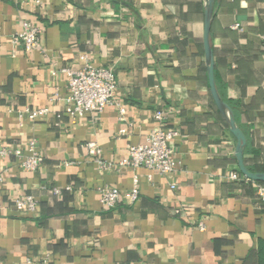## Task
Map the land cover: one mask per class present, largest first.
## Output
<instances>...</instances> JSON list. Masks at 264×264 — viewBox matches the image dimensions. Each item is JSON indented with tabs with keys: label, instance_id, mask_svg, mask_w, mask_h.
I'll return each instance as SVG.
<instances>
[{
	"label": "crops",
	"instance_id": "crops-1",
	"mask_svg": "<svg viewBox=\"0 0 264 264\" xmlns=\"http://www.w3.org/2000/svg\"><path fill=\"white\" fill-rule=\"evenodd\" d=\"M24 21L40 28V49L13 44ZM203 21L204 0H0V147L26 155L35 140L43 158L26 171L0 157V264H264L257 181L227 176L242 174L236 139L209 91ZM263 36V0H214L216 89L245 135L246 168L264 173ZM81 54L114 72L126 122L114 105L74 122L55 117L65 108L62 69L82 67ZM26 107L51 112L30 120L18 114ZM160 125L178 132L170 143L176 171L120 166ZM88 142L109 168L91 159ZM133 176L139 195L131 203ZM103 185L121 195L116 207H102ZM28 194L36 211L16 210L15 198Z\"/></svg>",
	"mask_w": 264,
	"mask_h": 264
},
{
	"label": "built area",
	"instance_id": "built-area-1",
	"mask_svg": "<svg viewBox=\"0 0 264 264\" xmlns=\"http://www.w3.org/2000/svg\"><path fill=\"white\" fill-rule=\"evenodd\" d=\"M40 28L33 22L24 21L22 29L12 37L13 44H19L25 53L40 49ZM264 41V36H263ZM83 66L80 68L66 67L62 72L66 76V95L62 98L65 108L62 112L55 113L56 118H60L62 114H66L74 122L85 116L87 113H101L107 106L114 105L118 110V118L120 122H126L124 106L114 100L115 90V74L106 67L93 66L86 54L80 55ZM54 99H58V93H54ZM51 110L48 107L18 111L19 116L25 114L28 119L36 120L46 116ZM153 118L159 122L164 119V111L157 110L153 114ZM123 134V132H121ZM175 129H165L162 125L152 130L146 142L129 148L127 156L119 161L120 166H129L131 168L143 167L151 172L159 175L170 174L178 168L180 162L176 161L171 152L170 143L177 136ZM88 155L97 164L98 167L106 169L111 164L101 157V149L93 142L85 144ZM28 154H23L20 148L9 146L0 147V157H14L19 166L26 171H35L42 163V156L35 149V140L28 143ZM228 178L239 181L246 179L238 172L231 171ZM0 171V183L2 182ZM174 188V185H170ZM66 189H71L67 186ZM54 194H60V190L53 188ZM99 201L103 208L111 209L116 207L121 201V195L117 190L109 185H103L98 188ZM256 194L261 204L264 205V186L256 182ZM139 195L138 177L133 176L132 187L125 194V198L129 202L137 200ZM14 205L18 211H26L33 213L38 207V199L28 194L23 197H17ZM178 212V210L176 211ZM199 230H204L205 225L202 221L197 224Z\"/></svg>",
	"mask_w": 264,
	"mask_h": 264
},
{
	"label": "water",
	"instance_id": "water-1",
	"mask_svg": "<svg viewBox=\"0 0 264 264\" xmlns=\"http://www.w3.org/2000/svg\"><path fill=\"white\" fill-rule=\"evenodd\" d=\"M213 14H214V0H204L202 44L204 51V59L207 68L209 91L216 108L227 122L230 133L236 139L234 157L236 159L240 173L252 181H264L263 172H251L246 168L243 162V149L246 144L245 135L242 132V130L237 126L232 109L220 98L216 89L215 79H214L213 54L209 39L210 24Z\"/></svg>",
	"mask_w": 264,
	"mask_h": 264
},
{
	"label": "trees",
	"instance_id": "trees-1",
	"mask_svg": "<svg viewBox=\"0 0 264 264\" xmlns=\"http://www.w3.org/2000/svg\"><path fill=\"white\" fill-rule=\"evenodd\" d=\"M257 182L264 186V181H257Z\"/></svg>",
	"mask_w": 264,
	"mask_h": 264
}]
</instances>
